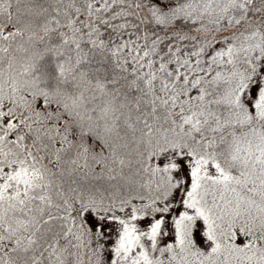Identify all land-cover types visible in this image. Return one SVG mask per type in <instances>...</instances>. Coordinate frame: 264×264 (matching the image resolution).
<instances>
[{"label":"snow or ice","instance_id":"obj_1","mask_svg":"<svg viewBox=\"0 0 264 264\" xmlns=\"http://www.w3.org/2000/svg\"><path fill=\"white\" fill-rule=\"evenodd\" d=\"M0 264H264V0H0Z\"/></svg>","mask_w":264,"mask_h":264}]
</instances>
